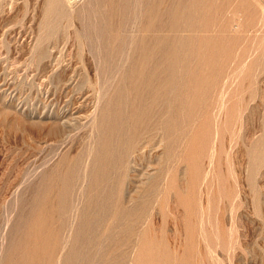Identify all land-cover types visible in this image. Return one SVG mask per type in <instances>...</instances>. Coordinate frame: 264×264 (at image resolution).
Listing matches in <instances>:
<instances>
[{"label": "rangeland", "instance_id": "rangeland-1", "mask_svg": "<svg viewBox=\"0 0 264 264\" xmlns=\"http://www.w3.org/2000/svg\"><path fill=\"white\" fill-rule=\"evenodd\" d=\"M0 264H264V0H0Z\"/></svg>", "mask_w": 264, "mask_h": 264}]
</instances>
